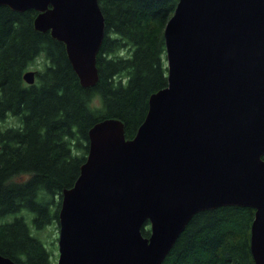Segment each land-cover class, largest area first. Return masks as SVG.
<instances>
[{"label": "water", "instance_id": "95a60500", "mask_svg": "<svg viewBox=\"0 0 264 264\" xmlns=\"http://www.w3.org/2000/svg\"><path fill=\"white\" fill-rule=\"evenodd\" d=\"M0 5L36 10L34 28L64 43L80 85L97 82V0ZM164 42L167 86L149 96L135 136L113 118L88 131L62 192L56 264H161L194 214L223 205L255 210L250 251L264 264V0H178Z\"/></svg>", "mask_w": 264, "mask_h": 264}, {"label": "trees", "instance_id": "16d2710c", "mask_svg": "<svg viewBox=\"0 0 264 264\" xmlns=\"http://www.w3.org/2000/svg\"><path fill=\"white\" fill-rule=\"evenodd\" d=\"M97 1L104 37L89 87L80 85L64 43L34 28L36 10L0 5V255L16 264H56L40 234L58 226L89 129L113 118L132 139L149 96L167 86L164 30L178 0ZM32 69L29 85L23 74ZM254 212L239 205L197 212L161 264H254ZM141 234L149 236L148 222Z\"/></svg>", "mask_w": 264, "mask_h": 264}, {"label": "rangeland", "instance_id": "374dc122", "mask_svg": "<svg viewBox=\"0 0 264 264\" xmlns=\"http://www.w3.org/2000/svg\"><path fill=\"white\" fill-rule=\"evenodd\" d=\"M33 70V69H32ZM58 233H59V223L58 226L56 224L53 226H49L44 232H42L41 238L42 240L47 243V248L53 250L56 261L58 258V249H57V240H58Z\"/></svg>", "mask_w": 264, "mask_h": 264}]
</instances>
